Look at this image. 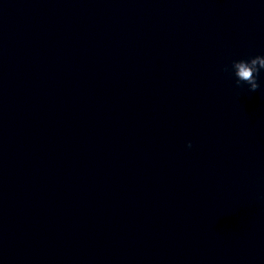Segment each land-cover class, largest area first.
Returning a JSON list of instances; mask_svg holds the SVG:
<instances>
[{
    "label": "clouds",
    "instance_id": "clouds-1",
    "mask_svg": "<svg viewBox=\"0 0 264 264\" xmlns=\"http://www.w3.org/2000/svg\"><path fill=\"white\" fill-rule=\"evenodd\" d=\"M224 71H231L236 78L235 83L239 87L242 84L248 85L250 92H255L260 88L258 76L264 70V55H255L247 59H238L231 62L230 68L225 66ZM187 147L191 148L189 141Z\"/></svg>",
    "mask_w": 264,
    "mask_h": 264
}]
</instances>
